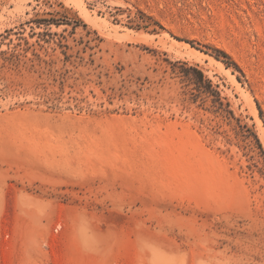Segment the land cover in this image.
<instances>
[{"label":"rangeland","instance_id":"obj_1","mask_svg":"<svg viewBox=\"0 0 264 264\" xmlns=\"http://www.w3.org/2000/svg\"><path fill=\"white\" fill-rule=\"evenodd\" d=\"M76 1L0 0V264H264V0Z\"/></svg>","mask_w":264,"mask_h":264},{"label":"bare ground","instance_id":"obj_2","mask_svg":"<svg viewBox=\"0 0 264 264\" xmlns=\"http://www.w3.org/2000/svg\"><path fill=\"white\" fill-rule=\"evenodd\" d=\"M75 5H76V7L81 11V13H84V5H82V2H80L79 0H77L76 2H75ZM86 11V10H85ZM86 13H87V11H86ZM164 34V33H163ZM172 44H180V42H177V41H174L173 40V43ZM189 52H190V54L192 55V54H195V55H197L198 57H204V56H207V55H205V54H203V53H200L199 51H197L196 49H194L193 47H191L188 43H186V42H184V43H181ZM195 57V56H194ZM212 57V56H211ZM210 57V61L211 62H213L215 65H217L218 66V68L221 70V71H224V72H226L227 74H229L228 73V70L226 69V68H224V65L220 62V61H217V60H215V59H213V57L211 58ZM229 76H230V74H229ZM231 78V80L234 82V83H236L237 84V82L235 81V79H234V77H233V75L230 77ZM237 86L239 87V85L237 84ZM241 90V89H240ZM253 111V113H254V115H255V117L257 118V111L256 110H252Z\"/></svg>","mask_w":264,"mask_h":264},{"label":"trees","instance_id":"obj_3","mask_svg":"<svg viewBox=\"0 0 264 264\" xmlns=\"http://www.w3.org/2000/svg\"><path fill=\"white\" fill-rule=\"evenodd\" d=\"M217 52L218 53H221L222 55H225L226 56V54H224V52H222V51H220V50H217ZM235 66H236V64L234 63V62H232Z\"/></svg>","mask_w":264,"mask_h":264}]
</instances>
